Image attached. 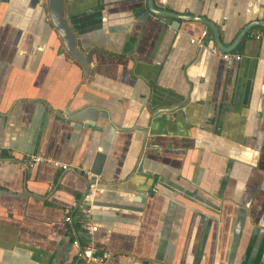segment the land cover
I'll use <instances>...</instances> for the list:
<instances>
[{
  "label": "crops",
  "instance_id": "0c3cea01",
  "mask_svg": "<svg viewBox=\"0 0 264 264\" xmlns=\"http://www.w3.org/2000/svg\"><path fill=\"white\" fill-rule=\"evenodd\" d=\"M63 1L87 74L47 0H0V264H77L96 177L117 264H264V0Z\"/></svg>",
  "mask_w": 264,
  "mask_h": 264
},
{
  "label": "built area",
  "instance_id": "2783aa9c",
  "mask_svg": "<svg viewBox=\"0 0 264 264\" xmlns=\"http://www.w3.org/2000/svg\"><path fill=\"white\" fill-rule=\"evenodd\" d=\"M258 37V35H257ZM195 39H191L194 42ZM213 51H219L216 46H212ZM221 57L225 60H239L241 58L238 53L231 52H219ZM38 163H46L60 168L61 170H67L69 166L59 160L45 158L41 155H30L27 161V166H34ZM101 192V185L99 179L96 177L89 181L87 188L83 194V204L81 208V218L79 220V226L81 230L85 231L89 235V239L82 242L77 236V233L72 234L71 243L75 248V258L77 264H117L115 254L107 249L100 248L93 240V234L98 230L97 224L92 219V209L95 199ZM64 221L72 223V214L64 216Z\"/></svg>",
  "mask_w": 264,
  "mask_h": 264
},
{
  "label": "water",
  "instance_id": "95a60500",
  "mask_svg": "<svg viewBox=\"0 0 264 264\" xmlns=\"http://www.w3.org/2000/svg\"><path fill=\"white\" fill-rule=\"evenodd\" d=\"M64 1L63 0H47V5H48V14L50 17V20L57 30L58 34L60 35L62 39V43L66 49V51L73 57L75 58L80 64H82L84 68L85 74L88 73L89 71V64L87 60V56L85 52H83L80 48H78L77 43H76V36L70 27L65 15H64V7H63ZM149 7L153 11V13H158L160 15H164V12H158L156 9L153 8L152 6V0H149ZM176 18V14H172ZM183 17V16H182ZM186 18L191 19V20H198L201 21L211 28L212 25L207 21V20H202L200 17H194V16H186ZM254 25H259L264 27V21H256L251 23L247 28L243 29L241 32V35L244 34V32ZM215 32V31H214ZM215 41L216 44H218L219 48L223 50L224 52L230 50L227 47H224L221 45V42L219 41L218 35L216 36L215 34ZM223 47V49H222ZM27 163V162H26Z\"/></svg>",
  "mask_w": 264,
  "mask_h": 264
},
{
  "label": "flooded vegetation",
  "instance_id": "af4514ba",
  "mask_svg": "<svg viewBox=\"0 0 264 264\" xmlns=\"http://www.w3.org/2000/svg\"><path fill=\"white\" fill-rule=\"evenodd\" d=\"M260 35L258 34V37H259ZM215 46V45H214ZM217 47V46H216ZM231 53H233V52H231ZM239 54V53H238ZM240 56H241V54H240ZM223 59V58H222ZM241 59V58H240ZM239 59V60H240ZM225 60V59H224ZM239 60H237V61H239ZM225 61H227V62H233V61H236V60H231V61H228V60H225Z\"/></svg>",
  "mask_w": 264,
  "mask_h": 264
}]
</instances>
